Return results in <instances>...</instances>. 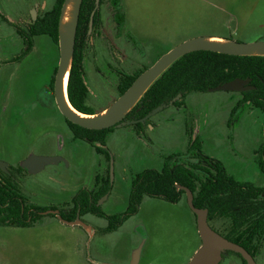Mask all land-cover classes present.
Instances as JSON below:
<instances>
[{"label":"rangeland","instance_id":"374dc122","mask_svg":"<svg viewBox=\"0 0 264 264\" xmlns=\"http://www.w3.org/2000/svg\"><path fill=\"white\" fill-rule=\"evenodd\" d=\"M54 3L0 0V160L14 169L38 154L62 159L38 172H24L15 183L11 180L26 208L68 210L72 198L81 189H94L100 175L109 177L110 184L97 205L107 214L122 213L138 173L160 170L169 156L183 157L198 148L222 161L237 178L254 181L241 168L264 141V113L249 105L235 111L242 97L237 91L190 92L182 105L164 106L139 127L115 125L105 139V153L97 151L98 143L74 139L51 88L59 62L54 39L48 34L33 36L28 54L14 60L27 48L19 30ZM116 9H121L123 22L113 25L115 46L109 62L115 71L105 68L99 76L86 77L96 112L120 96V73L146 70L185 40L197 36L264 40V0H121ZM182 198L173 203L145 195L138 211L103 237L102 250L101 236L91 241L89 228L70 224L77 218L98 228L109 224L95 214L77 213L68 220L42 213L33 214L28 227L0 224V264H127L137 255L143 263L189 264L201 240L188 224L196 213L185 195ZM77 245L83 247L79 253Z\"/></svg>","mask_w":264,"mask_h":264},{"label":"trees","instance_id":"16d2710c","mask_svg":"<svg viewBox=\"0 0 264 264\" xmlns=\"http://www.w3.org/2000/svg\"><path fill=\"white\" fill-rule=\"evenodd\" d=\"M63 2L64 0H55L53 8L29 26L30 36L28 37V43L32 41L33 36L48 34L58 45V23ZM94 6L95 0H83L82 2L74 59L67 86L71 104L78 111L88 114L95 113L96 111L88 103L89 92L81 71V56L79 55V45L77 42L81 29L86 32L84 28L85 21L89 19V14ZM140 73L121 76L118 85L120 95L127 90ZM235 78H251L250 85H253L254 88L239 92L242 97L239 98L234 106V110L239 112L244 106L249 105L260 109L264 113V56H238L209 50H199L185 54L176 60L151 85L124 120H139L160 105L166 106L171 103L174 105H182L184 103L183 98L188 93L207 91L211 87ZM54 81L55 77L51 81L52 89H54ZM179 94H181L180 98L175 99ZM66 121L73 133L74 139L79 138L93 144L98 143V145L95 144L97 151L107 152L104 147L105 139L108 132L115 126L101 130H93L75 124L67 118ZM134 125L139 127L142 125V122L138 121ZM201 151V148H198L195 152L190 153L196 158H201L203 156V152ZM180 155L173 154L169 156L160 170L147 168L137 174L132 181L128 207L124 212L107 214L97 205L98 199L109 190L110 184L109 177L106 179L103 176L97 175L95 177V188L92 190L81 189L72 198L73 209L67 214L64 213L63 217L68 220H73L76 218L77 213H79V216L87 213L95 214L108 219L109 224L105 229L106 231H116L130 215L138 211L145 195L162 197L173 203L179 202L183 199L182 197L184 195L187 199L186 191L178 189L176 184L187 186L192 190L194 194V205L196 207H208L213 213L218 207L216 198L218 197L219 183L205 185L201 178V163H194L193 165L184 162L176 163L173 159L175 157L178 158ZM106 156L110 160V156ZM214 161L217 165L218 172L224 174V176H228L227 171L223 167V163L218 160ZM1 172L3 174V171ZM2 180H10L11 182L10 175H4L0 180V213L17 215L21 213L27 215L28 212L32 213V210H29L23 204V200L20 199L21 196L13 191L8 184L3 183ZM206 194L209 197L207 203L204 201ZM41 210L43 208H35L37 212ZM17 224L20 226L30 225L26 220H20Z\"/></svg>","mask_w":264,"mask_h":264},{"label":"flooded vegetation","instance_id":"af4514ba","mask_svg":"<svg viewBox=\"0 0 264 264\" xmlns=\"http://www.w3.org/2000/svg\"><path fill=\"white\" fill-rule=\"evenodd\" d=\"M120 2L121 0H99V2L97 3V0H95V6L89 14V19L85 21L84 28L86 29V32L81 29L80 34L78 36L77 44L79 45V55L81 56L80 65L89 92V97H88L89 104H90V100L94 101V99L92 97L93 96L92 90L89 89V86L86 81L87 74L91 76L92 74L99 76L101 73H103L102 71L105 68H107V71L110 72L115 71L109 60H110V56L112 57L114 53V46H115L112 37L113 25L114 24L121 25V23L123 22V14L121 9L120 10L116 9L119 6ZM49 10L45 11L43 15H45ZM41 16L39 15V17ZM38 18L36 19L35 17L31 18L30 24L26 21L24 26L21 28V30H19L21 37L24 36L23 41L24 44L27 46V48L20 55L16 56L14 60H19L23 58V56L28 54V50L31 47V43H28V37L30 36L29 26ZM116 38H120V36ZM75 45H76V41H75ZM104 62H106V66L103 65ZM102 65L104 66V68L101 67ZM124 75H130V73H122V74L120 73L119 81L117 84L118 92H119L118 85L120 82V78L121 76ZM124 121L126 123H131V124L137 123L135 122L136 120L134 121L124 120ZM146 121L147 119L144 122ZM233 122L234 120L229 122L228 125H232ZM263 136H264V131H263ZM49 155L55 156L54 154H49ZM192 156L193 154L190 153L183 157L182 156L178 158L175 157L173 160L176 163L184 162L187 164L190 163L192 165L194 163H201V170H200L202 176L201 178L203 179L205 185H208L210 183L211 184L219 183L218 197L216 198L217 199L216 201L218 203L217 209L212 213V211H210L208 207L203 208L208 211L209 225L211 226L212 229H214L223 237L227 238L229 241H232L242 246L252 256L256 264H264V180L263 179L259 180L261 176L264 178V141L261 142L259 148L255 152H253L252 155H250V159H249L250 161L248 160L249 162L243 165L241 168V169H243V167L245 168L242 171V174L245 173V175L254 179V181L249 178L248 179L237 178L235 175L229 173L227 167L222 161L216 159L211 155H206L204 154V152L201 158H196ZM214 160L216 161L218 160L221 163H223V167L227 171L228 176H224V174L218 172L217 170L218 168ZM9 168L11 167L8 165L7 170H3L2 168H0V170L3 171V173L5 174H9L10 179L14 180V183L16 182L18 176L19 178L23 177L22 174H24V172L32 173L29 171L28 168L23 167L21 164L18 167H15L14 169L11 168L13 171H11V169ZM1 171H0V180L4 176ZM2 181L3 183L8 184L10 188L13 186V182H10L11 183L10 184L7 180H2ZM94 183H96V180ZM88 190H92V189H88ZM208 200L209 197L208 194H206L204 197V201L207 203ZM35 208H39V207H35ZM35 208H32L33 212L28 213V215H25L23 213L18 215L9 214V213H0V224L2 225L6 224L15 227H28V226H20L17 223L20 220H26L27 222H31L33 221L32 220L33 214L42 215V213H50L53 214L54 216L62 218L64 215L62 211H64V213L67 214L69 211L73 209V204L72 207H70L68 210L65 209L57 210L55 207H49L48 210L47 207H43L46 209L37 212L35 211ZM195 219L197 223V216H195ZM201 244H202V240H201ZM219 264H249V263L241 252L232 249H224L222 251V258L219 261Z\"/></svg>","mask_w":264,"mask_h":264},{"label":"water","instance_id":"95a60500","mask_svg":"<svg viewBox=\"0 0 264 264\" xmlns=\"http://www.w3.org/2000/svg\"><path fill=\"white\" fill-rule=\"evenodd\" d=\"M83 0H64L58 23L59 62L55 74L54 95L58 109L69 121L84 128L101 130L126 123L124 118L133 110L151 85L180 57L190 52L209 50L238 56H264V40L241 42L218 36H197L185 40L163 54L153 65L144 70L133 83L111 105L105 109L88 114L78 111L70 102L66 89V78L72 67L75 51L76 33ZM99 0H97V3ZM251 78H235L209 90L246 91L253 89ZM264 82V81H263ZM68 86V81H67ZM179 94L175 99L179 98ZM164 105L154 108L150 113L135 122H144L161 110ZM264 131V126H263ZM56 156H31L22 166L35 173L48 163L56 162ZM8 163L0 160V168L7 170ZM111 167V173H112ZM186 191L187 203L196 213L197 228L202 244L193 255L189 264H219L224 249L241 252L249 264H256L252 256L239 244L220 235L208 223V211L194 205V194L187 186L176 184ZM78 219V218H77ZM72 221L70 224H76Z\"/></svg>","mask_w":264,"mask_h":264},{"label":"crops","instance_id":"0c3cea01","mask_svg":"<svg viewBox=\"0 0 264 264\" xmlns=\"http://www.w3.org/2000/svg\"><path fill=\"white\" fill-rule=\"evenodd\" d=\"M45 156L44 154H38V155H36V156ZM46 155H48V156H52V155H49V154H46ZM45 166H43L42 168H44ZM41 170V169H40ZM38 172V171H37ZM76 225H80V226H84V227H86V229L87 228H89V232H90V235H89V239L91 238V241L96 237V235H98V236H101L102 238H100V240L98 241L99 243H98V245L100 246V247H98L100 250H102L103 249V246H105L104 245V242H105V237L106 236H108L110 233H112L113 231H111V232H108V231H106L105 229H106V227L108 226H105V227H102V228H98V227H95L94 225L92 226L91 224L89 225V224H86V223H84L83 221H81L79 218L78 219H76ZM188 224H189V228L190 229H192V231L194 230V232H196V234L198 235V237H199V239L201 240V238H200V235H199V233H198V228H197V223H196V219L195 218H189V220H188ZM122 226V225H121ZM120 226V227H121ZM119 227V228H120ZM104 237V238H103ZM89 241V240H88ZM90 241V242H91ZM199 244H201V241H200V243ZM97 246V245H96ZM198 246H200V245H198ZM81 248H83V247H81V246H79V245H77L76 246V250H77V253H79V252H81ZM131 256H129V259H128V261L131 259L130 258ZM132 262V263H131ZM129 261V263H127V264H151V263H143L142 262V260H141V258H140V256L139 255H137L136 257H135V259L133 260V261Z\"/></svg>","mask_w":264,"mask_h":264},{"label":"bare ground","instance_id":"6f19581e","mask_svg":"<svg viewBox=\"0 0 264 264\" xmlns=\"http://www.w3.org/2000/svg\"><path fill=\"white\" fill-rule=\"evenodd\" d=\"M67 81H68V77L66 78V89H67Z\"/></svg>","mask_w":264,"mask_h":264}]
</instances>
